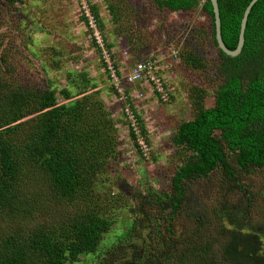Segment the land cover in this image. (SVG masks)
I'll list each match as a JSON object with an SVG mask.
<instances>
[{"label": "trees", "instance_id": "1", "mask_svg": "<svg viewBox=\"0 0 264 264\" xmlns=\"http://www.w3.org/2000/svg\"><path fill=\"white\" fill-rule=\"evenodd\" d=\"M18 1L21 0L8 3L14 6ZM151 1L160 11L187 14L200 6L201 0ZM251 1L218 0L222 39L230 51L237 48L241 20ZM89 9L97 28L103 29L98 8ZM201 9L209 17L217 47L210 0H205ZM179 53L178 50L169 59L173 62ZM218 53L225 60L217 68L224 80L214 94L213 104L204 107L203 97L193 99L192 119L180 123L172 136L175 170L169 176V191L147 190L144 196L127 194L134 220L126 223L117 235L120 241L137 239L138 230L151 220L155 232H159L161 224L171 231L174 219L186 212L191 225L176 239L184 248L172 247L171 253L165 248L155 252L146 246L143 250L132 246L130 255L128 249L125 251L129 258L121 256L113 259L112 264H264V214L259 222L252 221L255 197L244 184V178L251 180L264 172V0L254 5L248 17L240 55L230 58L219 49ZM201 59L189 53L183 64L199 67L204 65ZM132 62L131 70L122 79L127 85L124 84L130 90L147 86L157 100L167 102L171 84L166 77L171 62L144 57L133 58ZM140 63L152 65V70L145 71L140 80L131 81L129 73ZM240 67L249 70L245 80ZM12 71L3 47L0 264H83L90 257L93 263L104 254L99 251L104 236L117 224L114 217L102 213L93 197L107 162L118 158V154H113L116 140L111 135L112 122L92 98L85 96L72 105L59 106L50 82L47 88L16 85ZM59 95L64 100L71 98L69 89L61 90ZM126 98L137 130L132 128L130 137L140 153L138 135L147 143L148 134L143 119ZM23 119L24 122L15 124ZM215 173L220 174L219 182L226 189L221 184L222 189L210 202L205 204L199 194L189 193L191 184L209 181ZM40 182L45 185L41 187ZM240 193H244L245 199L232 201ZM226 203L235 206L227 209ZM47 204L75 209L59 215L54 223L41 224L34 219V210L46 209ZM150 208L156 210L150 212ZM145 211L150 212V219L144 218V214L139 219L138 215Z\"/></svg>", "mask_w": 264, "mask_h": 264}, {"label": "rangeland", "instance_id": "2", "mask_svg": "<svg viewBox=\"0 0 264 264\" xmlns=\"http://www.w3.org/2000/svg\"><path fill=\"white\" fill-rule=\"evenodd\" d=\"M204 3L201 0L196 9L182 14L160 11L151 0H21L14 6L8 0H0V54L4 47L16 85L47 88L50 82L59 106L90 97L112 122L111 135L116 140L113 154H118L119 161L117 158L107 162L93 197L98 200L102 213L114 217L117 224L100 245L99 251L104 254L93 258V263L90 257L83 264H112L113 259L116 261L121 256L129 258L125 251L128 249L130 255L132 246L138 250L146 246L155 252L160 248L169 252L172 247L184 248L176 239L191 225L186 212L174 219L171 231L161 224L159 232H155V223L151 220L138 230L137 239L120 241L117 235L126 223L134 220L127 194L144 196L147 190L169 191V176L175 170L171 159L172 136L180 123L192 119V100L201 96L204 107L211 106L214 94L223 83L224 76L217 68L225 60L213 43L209 17L201 9ZM91 6L98 8L103 29L95 25L89 11ZM178 50L179 56L172 62L169 56ZM189 53L199 55L204 65L186 67L183 58ZM143 57L171 62L166 77L171 84L167 102L157 100L147 86L130 90L122 80L132 68V59ZM240 68L245 80L249 70ZM63 89L70 90L69 100L59 95ZM126 97L143 119L148 134L147 143L138 135L140 153L130 137V130L136 125ZM219 178L220 174L215 173L209 181L195 182L189 193L199 194L207 204L222 189ZM244 184L255 197L252 221L259 222L264 214V172L251 180L244 178ZM237 199H245L244 193L233 196L232 201ZM229 200L232 202L231 197ZM138 201L143 202L140 198ZM233 206L226 203L227 209ZM35 209L34 219L49 224L75 207L47 204L46 209ZM149 211L139 214L138 218L144 214V218L150 219ZM214 251L218 254L215 248Z\"/></svg>", "mask_w": 264, "mask_h": 264}, {"label": "water", "instance_id": "3", "mask_svg": "<svg viewBox=\"0 0 264 264\" xmlns=\"http://www.w3.org/2000/svg\"><path fill=\"white\" fill-rule=\"evenodd\" d=\"M259 0H252L247 8L244 11L241 24H240V31H239V37H238V44L237 48L234 51H230L226 48L223 39H222V33H221V19H220V13H219V6H218V0H210L213 15H214V26H215V41L217 44L218 49L225 55L229 56L230 58H236L240 55L242 48L245 43V30L246 25L248 22V17L252 11V8Z\"/></svg>", "mask_w": 264, "mask_h": 264}, {"label": "built area", "instance_id": "4", "mask_svg": "<svg viewBox=\"0 0 264 264\" xmlns=\"http://www.w3.org/2000/svg\"><path fill=\"white\" fill-rule=\"evenodd\" d=\"M152 70V65L150 64H137L136 69L133 70L130 80L138 81L143 77L144 72H150Z\"/></svg>", "mask_w": 264, "mask_h": 264}, {"label": "clouds", "instance_id": "5", "mask_svg": "<svg viewBox=\"0 0 264 264\" xmlns=\"http://www.w3.org/2000/svg\"><path fill=\"white\" fill-rule=\"evenodd\" d=\"M216 45H217V44H216ZM228 57H229V56H228ZM132 72H133V70L129 73L130 76H131Z\"/></svg>", "mask_w": 264, "mask_h": 264}]
</instances>
